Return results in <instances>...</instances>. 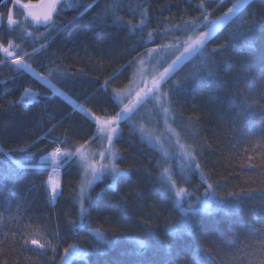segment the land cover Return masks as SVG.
<instances>
[{"label":"trees","instance_id":"1","mask_svg":"<svg viewBox=\"0 0 264 264\" xmlns=\"http://www.w3.org/2000/svg\"><path fill=\"white\" fill-rule=\"evenodd\" d=\"M38 1L25 0L24 3L35 4ZM93 2L94 6L86 15L79 17L66 30L50 37L47 50L39 53L38 57L31 55L32 49L39 48L40 43L44 42L43 38L34 42L38 33L27 35L32 32L28 24L9 29L6 15L9 7L13 6V0H6L0 5V14H4L0 20V44L7 46L11 40L14 45H20L18 49L13 47V51L18 52L20 57L28 54L26 62H31V67L41 76L47 75L48 71L47 68L42 70L41 65H58L60 71L70 74L62 83L54 78L51 80L58 90L54 92L42 81H37L27 69L0 63V148L8 151L36 141L31 151L38 155L29 162L33 165L45 163L39 161V150L49 143L51 136L48 133L53 125L56 128L51 135L61 138L67 135L69 143L74 146L89 140L96 125L82 109L98 116L115 115L119 108L112 107L113 101L109 97L111 89L119 86L124 92L128 90L140 67H147V72L154 68L161 54L160 45L173 44L171 36L165 39L161 35L155 43L149 41L146 48L130 52L137 36L132 35L127 28L113 25L104 35L88 30V19L112 0H81L82 5ZM201 3L202 0H121V10L117 15L124 22L131 20L133 24H139L143 13L146 26L142 35L147 40L148 32L163 33L164 30L183 28L184 22L201 15ZM230 6L229 3L217 8L214 0H209L206 7L212 13L210 18L215 19ZM244 10L248 14L254 13L257 20H260L264 18V0H248ZM77 14L76 9L68 8L61 19L70 20ZM14 15L20 21L25 20L20 4L14 7ZM28 21L30 24L29 19ZM225 28H221L212 38V42L208 44L209 50L217 43L224 42ZM40 32H44L42 26ZM180 39L185 37L181 36ZM150 48H157L158 51L153 54L152 63L141 66L139 60L149 59L146 53ZM262 54L264 48L260 47L259 41L256 42L255 50L243 48L235 54L231 65L221 73L218 84L206 86L183 97L182 104L169 113L173 132L181 133L180 144L191 143L188 137L195 133L198 134L197 143L206 147L202 161L203 177L214 186L215 197H227L229 192H239L242 188L254 190L249 191L241 214L228 216L218 212L210 216L207 213H196L192 236L185 234L178 238L169 235L165 224L177 222L180 212L173 208L172 201L165 193L167 185L156 182L157 173L170 167L179 175L183 161L178 162L175 155L166 158L149 140L142 138L139 131L130 134V126L121 122L122 135L116 141L113 151H118L123 156L122 160L117 161L119 167L131 169L132 174L119 179V191H116L115 186L107 187L111 183L110 179L95 182L90 195L95 197L99 193L100 196L90 210V227L100 228L108 238L139 237L150 245H155L154 239L146 231L147 226L151 225L152 230L171 247L158 248L155 253L153 248H149L145 257L149 260L171 258L175 264H182L186 254L190 252L188 244L194 240L208 249L215 258L213 264H256V261L264 257V251H261L259 245L260 230L264 229V212L261 211L264 206V192L261 191L264 189V146H261L259 152L254 151V146L259 143L254 126L264 116V111L259 107L264 104V85L261 84V78L264 77V72H261ZM224 55L227 57L228 53ZM3 59L4 54L0 52V61ZM134 59L138 63L129 66L128 62ZM198 60L197 57L191 63L182 62L173 79L183 78ZM170 61L171 59L164 64L167 65ZM239 61L246 62L245 71H250L253 81L244 103L252 105L256 113L250 122L245 121L248 130L243 137L238 126L230 123V115L241 103L242 91L236 96L231 112L225 111V106L217 103L214 95L215 91H236L231 82L241 71ZM122 65L125 66L124 70L112 79ZM106 80L111 81L107 88ZM26 87L31 92L40 93V97L30 99L31 101L24 98L19 105L9 106V101L21 99ZM150 107L147 105L141 109L142 119L136 121L137 129L141 126L150 129L159 120L160 114L150 112ZM99 142L98 135L93 137L86 146L87 150L98 149ZM249 156L253 157L251 161ZM157 159L161 161L159 168L156 167ZM50 169H30L28 179L17 182L11 174H6L5 169L0 168V264H62L60 257L70 244L77 245L88 255L66 259L63 264H135L139 258L132 255L137 247L134 240H121L109 249L103 245L97 246V238L87 227L69 230L68 221L78 222L79 205L75 202L78 200L81 175L75 167L60 171L61 192L53 200L41 186L42 182L47 181ZM144 170L150 171L151 176H146ZM187 179L189 183H181L179 186L186 187L189 192L196 190L198 185L199 188L194 191L191 200H185V207L194 202L196 196H202L207 188V183H201L200 173L189 174ZM122 196L127 199L126 212L116 203ZM54 233L57 234L55 238ZM22 235L39 238L41 242L49 241L56 244L57 249L54 253L51 247H47L44 254H41V250L33 245L25 248ZM100 252L106 254L101 256Z\"/></svg>","mask_w":264,"mask_h":264},{"label":"snow or ice","instance_id":"2","mask_svg":"<svg viewBox=\"0 0 264 264\" xmlns=\"http://www.w3.org/2000/svg\"><path fill=\"white\" fill-rule=\"evenodd\" d=\"M209 0H202L200 4L201 15L193 20L184 22V27H177L172 30H164L163 33L148 32V39L145 40L142 35L143 28L146 26L145 19L143 18L139 24H133L131 20L124 22L117 12L121 10V0H112L111 3L106 4L100 12L91 16L87 21V29L93 31L96 34L104 35L106 30L113 26L119 25L122 29L127 28L132 35H136V42L129 50L137 51L139 48L147 46L150 41L156 42V39L163 35L165 39L171 36L173 44H161L160 48L175 47V51L180 54L176 56L171 63L164 66L166 61L160 60L156 69L152 72H147L142 68L138 69L141 75L139 82L135 83V87H129L127 92L122 91L119 86L113 87L109 93L110 99L113 101L112 107L119 108V111L115 112V115H94L87 109H82L87 117L91 118V122L96 125L95 131L89 140L84 143L74 146L69 143L68 136L63 138L52 136V132L55 130L56 125H53L49 129L48 135L51 136L49 143L39 150V161L47 163H37L35 165L29 163L38 154L33 153L31 148L35 146L36 141H32L31 145H25L18 149H8L4 151L0 148V168L5 169L6 174H11L12 178L17 182L27 180L28 172L30 169L51 168L48 179L42 182V187L46 192H50L53 200L61 192V182L59 179L54 178L58 171L75 167L81 175L80 191L78 194V200L75 202L79 205V216L77 221H68V227L70 231H74L79 228H88L90 233L93 234L97 240L98 245H103L106 248H111L119 243L121 240H134L137 247L134 248L132 255L139 258L135 264H175V262L169 258L167 260H149L146 259V251L149 248H153L155 253L158 248L170 249L171 245L165 243V241L152 230L151 225L147 226L146 231L154 239L155 245H150L144 239L139 237L129 236H113L108 238L100 228H92L89 225L90 210L94 208L96 201L99 199L98 193L95 197L90 195V190L93 188L96 181L103 179H110L111 183L107 185L108 188L116 187V191H119L118 181L122 176H130L132 174L131 169L119 167L117 161L122 160L123 156L118 151H113V147L116 141L121 137V122H125L130 126V134H134L139 131L142 138L151 141V137H146L144 128L141 126L136 128V121L142 119L140 112L141 109L147 105H150V112L157 114L162 113L165 117L170 112H173L177 106L182 104V98L190 95L191 93L201 90L206 86H214L221 80V73L226 70L237 52L243 48L255 50L256 42L259 41L260 47L264 48V18L257 20L254 13L248 14L244 10L245 4L248 0H214L216 7L219 8L226 4H231L227 7L226 11L221 15L216 16L215 19H211L212 13L207 10V4ZM20 3V0H13V6L9 7L6 15V24L9 29L18 27L21 24H28L32 28V32L27 33L29 36H33L34 33H38L34 37V42H38L43 38V43H40V47H33L32 56L38 57L39 53L46 51L48 47V39L55 33L66 30L71 24L75 23L79 17L86 15L94 6L93 3L82 5L81 0H47L44 5L45 11L41 14L33 12L32 5L28 3L22 4L25 10V20L20 21L14 15V7ZM74 8L77 10V16L72 17L70 20H63L61 16L65 13L66 9ZM4 14H0V20L3 19ZM30 18V24L28 21ZM60 20V23H57ZM231 22V25H230ZM226 25H230L225 28ZM44 28V32H40V27ZM221 28H225L223 33L224 42L217 43V45L210 50L208 44L212 42ZM203 29V30H202ZM139 33V35H137ZM183 36L185 39H180ZM127 38V37H126ZM13 47L19 48L20 45L13 44V41L9 40L7 46L0 44V52L4 54L3 61L0 63H10L16 68L27 69L32 73L37 81H42L44 85L57 92L55 85L51 83L54 78L58 83H62L68 78L70 74H67L59 70V66L49 67L48 65H41L42 70L47 68V75L41 76L31 67V62L27 61L28 54L24 57H20L18 52L13 51ZM182 49V51H181ZM157 48L147 49L148 60H139V64L142 66L145 63H152L153 54L157 53ZM228 53L226 57L224 54ZM174 54V53H173ZM199 58L198 62L192 65V69L187 71L183 78L173 79L176 73L177 67L183 62L188 61L191 63L196 58ZM138 62L136 59L129 61V66L136 65ZM241 67V71L233 78L231 85L236 90L231 93L215 91V99L217 103L225 106L224 110L227 112L232 111V106L236 100L238 94L243 93L240 105L236 106V110L230 115V123L238 126L240 135L243 137L247 132V124L245 121H251L256 113L253 110L252 105H246L244 100L247 99L251 86L253 84L250 78V71H245L246 62H238ZM125 66L122 65L118 69L112 79H115L119 72L124 70ZM162 68V70H160ZM261 72H264V54L261 56ZM74 75V74H73ZM110 80L105 81V88H107ZM261 84L264 85V77L261 78ZM63 95V93H60ZM40 93L30 92L29 88L24 89V94L20 100L9 101V106L19 105L24 97L39 98ZM67 98V97H65ZM127 101V102H125ZM262 111H264V104L259 105ZM175 123V119L173 120ZM198 123V120H197ZM257 129V136L259 137V143L254 146V151L259 152L261 146H264V116H261L257 125L254 126ZM235 130V129H234ZM101 137L102 140H106L107 148L99 151L98 153L92 152L91 156L88 154L86 146L89 145L93 137ZM173 135L179 140L180 132H174ZM198 134H192L188 137L191 143L180 144V158L183 161V168L179 175L175 174L170 167H165L163 171L157 173L156 182L166 184L165 193L172 201V206L178 209L180 216L178 221L173 223L169 222L165 224L167 233L171 236L181 237L182 235H193L194 222L196 213H207L213 215L218 212H223L225 215L239 216L241 214L242 206L245 204V200L249 191L241 189L239 192H229L227 197H215V188L211 183H208L207 179L203 177V157L206 152V147L197 143ZM47 139V137H46ZM54 145V146H53ZM167 157V153L164 154ZM99 157L97 160L96 157ZM253 159L249 156V160ZM160 159H157L156 167H160ZM252 166V165H249ZM140 171V170H138ZM201 174V183H207V188L204 190L202 196H196V200L192 203H188L184 206L185 200H191L194 191L189 192L186 187L179 186L181 183H189L187 177L189 174ZM144 174L148 177L151 176V172L144 170ZM216 187H219L217 185ZM264 192V189H261ZM139 196L140 193H137ZM127 196V194H125ZM122 196L116 201L117 205L127 210V199ZM87 205V206H86ZM255 207V205H253ZM261 211L264 212V206L261 207ZM26 231V229H25ZM222 234L224 230H221ZM38 235V234H37ZM54 238L57 235L53 234ZM24 242V247L33 245L37 249L41 250V254L47 247H51L55 253L57 249L56 244H51L49 241L41 242L39 238H31L21 236ZM261 251H264V229L260 230ZM190 252L186 254V258L182 261V264H213L214 257L210 254L207 248H204L200 243L195 240L188 244ZM105 252H100V255H105ZM88 253L82 252L77 245L70 244L68 248L64 249V255L60 257L61 262L72 257L86 256ZM251 264V262H250ZM256 264H264V257H261Z\"/></svg>","mask_w":264,"mask_h":264},{"label":"rangeland","instance_id":"3","mask_svg":"<svg viewBox=\"0 0 264 264\" xmlns=\"http://www.w3.org/2000/svg\"><path fill=\"white\" fill-rule=\"evenodd\" d=\"M24 1L25 0H20V3H19L20 6H22V4H24ZM181 51H182V49H181ZM179 54H180L179 52L175 51V47L174 46L171 47V48H167V49L162 48L161 49V54L159 55V57L157 59V63L154 66V68L151 70V72L156 69V67L158 66V63H159L160 60L167 61V60L171 59V61H172ZM171 61L169 63H171ZM164 66L166 67L167 65L164 64ZM140 68L145 70L147 67H140ZM160 70H162V68H160ZM141 78L142 77L140 75V72L137 70L133 82H139L141 80ZM130 86L131 87H135V83H132ZM127 91L128 90H126L125 92H127ZM143 128H144L145 136L146 137H151V141H149V142L155 148L160 150L163 155L165 153L168 154L166 158L169 159L173 155H175V157L177 158L178 162L182 161L181 158H180V151L181 150L177 146V144L179 143V140L177 141V138L173 135L174 132H173L171 126H170V116H169V114H168L167 117H165L162 113H160L159 120L154 122L152 128H150V129H147L146 127H143ZM98 136H99V134H98ZM99 143H100V145H99L98 149L93 150V151H89L88 150L89 156H91L92 152L98 153L99 151L107 148L106 140H102L101 137H100V142ZM96 159L98 160L99 157L97 156ZM57 177L60 180V174H58V172L55 174L54 178H57ZM51 198H52V196H51Z\"/></svg>","mask_w":264,"mask_h":264},{"label":"water","instance_id":"4","mask_svg":"<svg viewBox=\"0 0 264 264\" xmlns=\"http://www.w3.org/2000/svg\"><path fill=\"white\" fill-rule=\"evenodd\" d=\"M6 0H0V5L2 3H4ZM47 3V0H39L37 3L35 4H31L33 7H32V11L37 13V14H41L43 11H45V8H44V5ZM24 13H25V10L23 9ZM30 20V18H28ZM73 259V257L71 258Z\"/></svg>","mask_w":264,"mask_h":264},{"label":"built area","instance_id":"5","mask_svg":"<svg viewBox=\"0 0 264 264\" xmlns=\"http://www.w3.org/2000/svg\"><path fill=\"white\" fill-rule=\"evenodd\" d=\"M31 92V91H30ZM24 98H26V99H29L30 100V98H28L27 96H25ZM31 99H33V98H31ZM31 101V100H30ZM58 174H59V171H58ZM57 179H58V177H57ZM50 193V192H49ZM50 195H51V193H50ZM52 196V195H51Z\"/></svg>","mask_w":264,"mask_h":264}]
</instances>
